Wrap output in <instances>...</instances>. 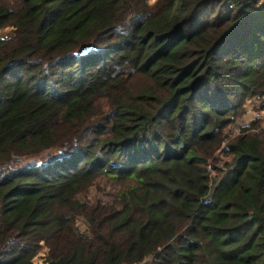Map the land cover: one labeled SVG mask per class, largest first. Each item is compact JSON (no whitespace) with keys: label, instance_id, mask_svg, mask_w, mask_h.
I'll return each mask as SVG.
<instances>
[{"label":"trees","instance_id":"trees-1","mask_svg":"<svg viewBox=\"0 0 264 264\" xmlns=\"http://www.w3.org/2000/svg\"><path fill=\"white\" fill-rule=\"evenodd\" d=\"M0 264H264V0H0ZM25 161L23 164H19Z\"/></svg>","mask_w":264,"mask_h":264},{"label":"rangeland","instance_id":"rangeland-1","mask_svg":"<svg viewBox=\"0 0 264 264\" xmlns=\"http://www.w3.org/2000/svg\"><path fill=\"white\" fill-rule=\"evenodd\" d=\"M243 113L235 121V123L226 128V132L229 135L236 134L240 128L247 127L250 125L251 121H256L257 126L260 130L264 131V95L262 97H252L248 98L243 103ZM22 161L19 164H23ZM46 249L40 244L36 255L32 259V264H44Z\"/></svg>","mask_w":264,"mask_h":264},{"label":"crops","instance_id":"crops-1","mask_svg":"<svg viewBox=\"0 0 264 264\" xmlns=\"http://www.w3.org/2000/svg\"><path fill=\"white\" fill-rule=\"evenodd\" d=\"M12 35V29L11 28H5L3 30H0V40L4 38H8Z\"/></svg>","mask_w":264,"mask_h":264}]
</instances>
